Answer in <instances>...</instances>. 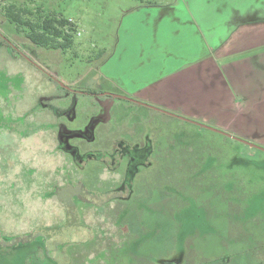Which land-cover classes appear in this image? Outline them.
Segmentation results:
<instances>
[{"label":"rangeland","instance_id":"obj_1","mask_svg":"<svg viewBox=\"0 0 264 264\" xmlns=\"http://www.w3.org/2000/svg\"><path fill=\"white\" fill-rule=\"evenodd\" d=\"M226 1L0 0V264H264V137L137 95L222 44Z\"/></svg>","mask_w":264,"mask_h":264},{"label":"crops","instance_id":"obj_2","mask_svg":"<svg viewBox=\"0 0 264 264\" xmlns=\"http://www.w3.org/2000/svg\"><path fill=\"white\" fill-rule=\"evenodd\" d=\"M226 2L228 12L234 13L238 22L222 44L210 45L190 67L150 81L137 95L158 92L149 101L175 111L190 106L209 122L236 124L235 119L240 117L244 140L255 143L264 137V0ZM186 83L191 85V93L184 94L190 92ZM233 85H240L241 94L233 90ZM211 104L219 107L216 113L220 116L211 110L213 107L207 110Z\"/></svg>","mask_w":264,"mask_h":264},{"label":"trees","instance_id":"obj_3","mask_svg":"<svg viewBox=\"0 0 264 264\" xmlns=\"http://www.w3.org/2000/svg\"><path fill=\"white\" fill-rule=\"evenodd\" d=\"M12 6V5H11ZM11 14L12 20L20 23L21 25L26 24L30 27L31 32L28 37L31 41L35 44L37 42L46 45V46H55L56 48L59 47H68L69 42L66 38L69 34L68 29H75V24L72 20L66 19L61 17H43L44 19L41 20V23H35L32 19H23V15L18 10H15ZM9 13V12H8ZM41 37L42 40L39 41L36 37ZM63 38L64 40L61 41L60 39ZM38 45V44H37Z\"/></svg>","mask_w":264,"mask_h":264},{"label":"flooded vegetation","instance_id":"obj_4","mask_svg":"<svg viewBox=\"0 0 264 264\" xmlns=\"http://www.w3.org/2000/svg\"><path fill=\"white\" fill-rule=\"evenodd\" d=\"M138 102H139V100H137ZM144 102V101H143ZM140 103V102H139ZM141 104H143V103H141ZM145 105H147V106H151L150 104H145ZM157 109V108H156ZM159 110H161V111H163V112H167L168 114L170 113V115H172V116H177V117H180V118H182V119H185V120H190V121H194V120H192V119H190V118H187V117H183L182 115H179L178 113H172V112H170V111H167V110H165V109H159ZM194 122H197V121H194ZM222 131H225V130H222ZM225 132H227V131H225ZM229 133V132H228ZM226 135H228L227 133H225ZM230 136V135H229ZM236 136V135H235ZM239 137V136H238ZM241 138V137H240ZM236 139V138H235ZM243 139V138H242Z\"/></svg>","mask_w":264,"mask_h":264},{"label":"water","instance_id":"obj_5","mask_svg":"<svg viewBox=\"0 0 264 264\" xmlns=\"http://www.w3.org/2000/svg\"><path fill=\"white\" fill-rule=\"evenodd\" d=\"M140 103H143V104H147V103H145V102H143V101H139ZM155 108H157V107H155ZM202 124V123H201ZM202 125H204V126H206V127H210V128H213V129H215V130H217V131H221V129H217V128H214V127H211V126H209V125H207V124H202ZM221 132H224V133H227L228 135H230V136H232V137H234V138H236V139H240V140H244V139H242V138H240V137H238V136H235V135H232L231 133H228V132H225V131H221ZM244 141H246V142H250V141H247V140H244ZM251 144H252V142H250ZM253 146H259V145H257V144H252ZM260 147V146H259ZM264 148V147H263Z\"/></svg>","mask_w":264,"mask_h":264}]
</instances>
